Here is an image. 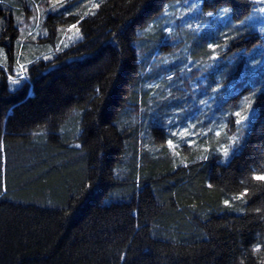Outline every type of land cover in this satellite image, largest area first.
Segmentation results:
<instances>
[{
	"label": "trees",
	"instance_id": "obj_1",
	"mask_svg": "<svg viewBox=\"0 0 264 264\" xmlns=\"http://www.w3.org/2000/svg\"><path fill=\"white\" fill-rule=\"evenodd\" d=\"M83 1L88 14L44 21L51 48L58 25L82 40L29 65L16 91L13 59L36 38L18 24L27 2H0V264H264L253 178L264 175V43L246 24L256 0H201V19L228 9L227 25L173 33L166 7L193 0ZM244 71L250 94L233 106ZM167 117L197 120L199 138L171 150Z\"/></svg>",
	"mask_w": 264,
	"mask_h": 264
},
{
	"label": "rangeland",
	"instance_id": "obj_2",
	"mask_svg": "<svg viewBox=\"0 0 264 264\" xmlns=\"http://www.w3.org/2000/svg\"><path fill=\"white\" fill-rule=\"evenodd\" d=\"M15 1L16 0H13V2ZM25 1L27 2L26 5L27 13L25 14V16L18 17V24L27 25L25 26L26 28L28 27V25H30L27 29L31 33H34L33 36L36 39H34V42L26 41V43L22 45L21 51L19 53L17 51V54H15V58L13 59V63L11 66L12 72L10 73L11 75L9 77V86L11 91H16L24 84L29 82V76H28L29 65L34 64L39 60L49 61L53 59L54 56H56V54L60 53L66 48H69L70 46L79 43L82 40V36L78 28L74 31H70L72 25L71 26L58 25L57 33L59 37L58 39L52 41L53 45L51 48L50 42H48L47 45V39H49V33H46L44 29V21L46 20L47 15L52 14L53 16H55L56 18L54 20H56L57 23V20H59L60 18L71 17V15L84 16L88 14L87 11L89 9H92V7H94V3L83 0L80 1L78 0L79 1L78 3L80 4L75 6L73 5V2H75L74 0L73 1L62 0L61 3H57L55 2V0H25ZM38 1H39V6H36L37 4L35 5V3ZM0 2H2V0H0ZM256 2L258 3L257 9L252 13L250 17L246 19V24L249 28H252L255 32L260 33V36L263 38V43H264V0H256ZM201 5H202L201 0L200 2L199 0H193L191 3H186L185 5L182 6L172 5L166 7L162 21L164 24L167 25L168 32L173 33L177 25H181L185 29H196V30L197 29L202 30L205 29L207 25H211L215 31L218 30L220 25H227L228 20L230 18V16L228 15V11L225 12L224 10H221L218 14L213 16L212 22H206V20L200 18ZM58 6L65 7L63 8L65 9V11L63 13H60L61 12L60 10L58 9L54 10V8ZM2 21L5 22L3 17H0V26L3 24ZM64 45H67V47H64ZM19 46L20 45H18V47ZM45 57H51V59L45 60L44 59ZM0 65L1 67H8L6 62V56L2 51H0ZM262 71H263L262 67H257L256 69H253V72H257V73ZM246 73L247 71H244L243 74L241 73L236 80L232 81L229 84L228 93H230L231 95L230 97L231 99L230 98L229 99L231 100V104H233V106L239 105L242 102V100L246 99L247 96L250 94V90H248L249 76ZM238 74L239 71H236V75ZM153 85L155 86V84ZM156 89H159V87H157ZM156 89H154V91ZM156 111L157 113L155 116H153V120L158 116L160 117V121L162 123L161 118L164 114L167 113H164L163 106H159ZM168 118L169 117L165 119V126L168 129L167 131L171 133L169 137L173 141V144L175 145L174 148H170L171 150L176 151L179 149L182 150L184 147L188 148L187 145L185 146L183 145V147L180 146L181 143L185 141L187 144L192 143L191 140H186L185 138H191L193 140L199 138L197 132L201 131V125L197 120L193 119V121L178 123L174 126L175 121H172V119L176 118V116L171 117L172 119L169 120ZM217 121H218L217 118H215L216 123L212 128L216 137H218L216 135L217 132H219L220 135H222V133H224V131L226 130L225 121H220V122ZM154 123L155 124L157 123V119L152 124L154 125ZM185 130L188 133L187 136L184 135ZM173 133H175V135H173ZM44 137H45V142L48 143L50 138L47 135L46 136L44 135ZM167 147H169L168 144Z\"/></svg>",
	"mask_w": 264,
	"mask_h": 264
},
{
	"label": "snow or ice",
	"instance_id": "obj_3",
	"mask_svg": "<svg viewBox=\"0 0 264 264\" xmlns=\"http://www.w3.org/2000/svg\"><path fill=\"white\" fill-rule=\"evenodd\" d=\"M55 2H57V3H61L62 0H55ZM54 10H55V9H54ZM224 11L227 12L228 9H225ZM76 29H77V25H76V24H73V25L71 26V28H70V31H74V30H76ZM64 47H67V45H64ZM209 47H210L213 51H215V48L218 47V45L209 44ZM44 59H45V60H48V59H51V57H45ZM235 116L237 117L235 123H236L237 125H239V124L241 123V119H240V118H241V112H240V111H236V112H235ZM244 119H246V118H244ZM173 135H175V133H173ZM184 135H185V136L188 135V133H187L186 130H185V132H184ZM216 135L219 136L220 133L217 132ZM233 142H234V141H233ZM167 143H168L169 148H174V147H175V145L173 144V141H172L171 139H169V140L167 141ZM190 146H191V145H189V147H190ZM77 147H79V145H77ZM205 151H207V149H205ZM223 153H224L225 156L228 155V148H227V147H225V148L223 149ZM203 159H207V157L205 156V157H203ZM185 166H187V165H185ZM253 178H254L255 180H257V181H262V182H264V175H256V176H254ZM209 187H211V185H209ZM244 195H247V192L241 194V196L238 197V198L242 199ZM225 204L228 205V201H225ZM255 250H256V251H259V248H256Z\"/></svg>",
	"mask_w": 264,
	"mask_h": 264
},
{
	"label": "bare ground",
	"instance_id": "obj_4",
	"mask_svg": "<svg viewBox=\"0 0 264 264\" xmlns=\"http://www.w3.org/2000/svg\"><path fill=\"white\" fill-rule=\"evenodd\" d=\"M64 124V123H63Z\"/></svg>",
	"mask_w": 264,
	"mask_h": 264
}]
</instances>
